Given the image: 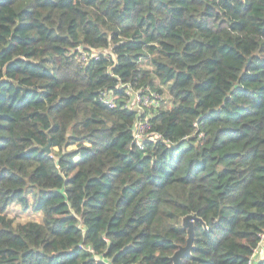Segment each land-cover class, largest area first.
Returning <instances> with one entry per match:
<instances>
[{
  "label": "trees",
  "instance_id": "16d2710c",
  "mask_svg": "<svg viewBox=\"0 0 264 264\" xmlns=\"http://www.w3.org/2000/svg\"><path fill=\"white\" fill-rule=\"evenodd\" d=\"M137 91L157 98L140 113ZM189 215L181 264H249L264 0H0V264H173Z\"/></svg>",
  "mask_w": 264,
  "mask_h": 264
},
{
  "label": "built area",
  "instance_id": "2783aa9c",
  "mask_svg": "<svg viewBox=\"0 0 264 264\" xmlns=\"http://www.w3.org/2000/svg\"><path fill=\"white\" fill-rule=\"evenodd\" d=\"M96 56V55H95ZM94 56V57H95ZM91 56V54L85 52V51H81L80 55H79V60L82 63H86ZM155 100H150L148 97H143L142 94L137 91L134 94L133 99L130 100L129 104V108H133L136 112L140 113L141 111H143L145 108H149L150 105H152V103L154 104L156 102ZM104 102L108 105V106H112L113 105V100L108 98V99H103ZM159 101V100H158ZM132 137H133V143L139 147L140 149L143 148V142L145 139H148L150 137V125L147 121V119L145 120H139L136 122V124L134 125L133 129H132ZM155 139H158V136L154 137ZM262 245H264V232L260 235V244H259V248L254 252L253 256L250 259L249 264H255L258 261H254V256H256L258 250L260 248H262ZM264 259V258H263ZM261 259V260H263ZM260 261V260H259Z\"/></svg>",
  "mask_w": 264,
  "mask_h": 264
},
{
  "label": "water",
  "instance_id": "95a60500",
  "mask_svg": "<svg viewBox=\"0 0 264 264\" xmlns=\"http://www.w3.org/2000/svg\"><path fill=\"white\" fill-rule=\"evenodd\" d=\"M47 153L50 151V145L48 144L44 149ZM197 220L194 215L186 216L183 219L182 226L187 230L188 237L186 239L185 246L179 247L178 250L170 258L173 264H181L182 259L190 255L192 249V242L194 238L193 221Z\"/></svg>",
  "mask_w": 264,
  "mask_h": 264
},
{
  "label": "rangeland",
  "instance_id": "374dc122",
  "mask_svg": "<svg viewBox=\"0 0 264 264\" xmlns=\"http://www.w3.org/2000/svg\"><path fill=\"white\" fill-rule=\"evenodd\" d=\"M146 67H148V63L146 64ZM7 214L9 217H12L16 220V222L19 223H26L29 221L33 222H40L41 221V215L36 214L32 212L31 210L23 211L18 206H12L8 211ZM261 251V249H260ZM259 256V252H257L256 257Z\"/></svg>",
  "mask_w": 264,
  "mask_h": 264
},
{
  "label": "crops",
  "instance_id": "0c3cea01",
  "mask_svg": "<svg viewBox=\"0 0 264 264\" xmlns=\"http://www.w3.org/2000/svg\"><path fill=\"white\" fill-rule=\"evenodd\" d=\"M260 249H261V251H260ZM260 249L258 250L259 256L258 257L254 256L255 262L264 258V245H262V248H260Z\"/></svg>",
  "mask_w": 264,
  "mask_h": 264
}]
</instances>
